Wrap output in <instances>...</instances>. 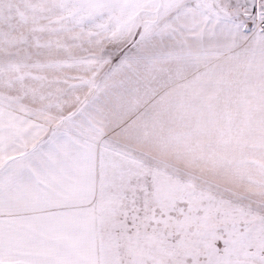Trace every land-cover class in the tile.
Masks as SVG:
<instances>
[{
	"label": "snow or ice",
	"instance_id": "1",
	"mask_svg": "<svg viewBox=\"0 0 264 264\" xmlns=\"http://www.w3.org/2000/svg\"><path fill=\"white\" fill-rule=\"evenodd\" d=\"M0 264H264V0H0Z\"/></svg>",
	"mask_w": 264,
	"mask_h": 264
}]
</instances>
